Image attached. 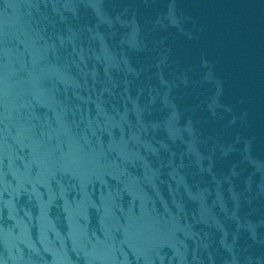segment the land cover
<instances>
[{"label": "water", "instance_id": "water-1", "mask_svg": "<svg viewBox=\"0 0 264 264\" xmlns=\"http://www.w3.org/2000/svg\"><path fill=\"white\" fill-rule=\"evenodd\" d=\"M0 264H264V0H0Z\"/></svg>", "mask_w": 264, "mask_h": 264}]
</instances>
